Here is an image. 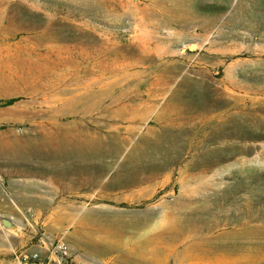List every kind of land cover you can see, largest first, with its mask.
Returning <instances> with one entry per match:
<instances>
[{"label": "rangeland", "instance_id": "rangeland-1", "mask_svg": "<svg viewBox=\"0 0 264 264\" xmlns=\"http://www.w3.org/2000/svg\"><path fill=\"white\" fill-rule=\"evenodd\" d=\"M56 238L264 264V0H0V264Z\"/></svg>", "mask_w": 264, "mask_h": 264}, {"label": "built area", "instance_id": "built-area-1", "mask_svg": "<svg viewBox=\"0 0 264 264\" xmlns=\"http://www.w3.org/2000/svg\"><path fill=\"white\" fill-rule=\"evenodd\" d=\"M42 247H45L48 251V255L45 258L41 256L40 248ZM68 254V243L61 238H56L45 241L43 245L39 243L38 249L34 251L21 254L20 261L22 264H27V262H33L32 264H67L66 258Z\"/></svg>", "mask_w": 264, "mask_h": 264}, {"label": "crops", "instance_id": "crops-1", "mask_svg": "<svg viewBox=\"0 0 264 264\" xmlns=\"http://www.w3.org/2000/svg\"><path fill=\"white\" fill-rule=\"evenodd\" d=\"M14 262H16V260L11 259V260L9 261V263H11V264H13Z\"/></svg>", "mask_w": 264, "mask_h": 264}]
</instances>
